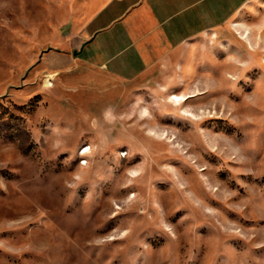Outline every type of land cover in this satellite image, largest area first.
Returning <instances> with one entry per match:
<instances>
[{"label": "rangeland", "instance_id": "374dc122", "mask_svg": "<svg viewBox=\"0 0 264 264\" xmlns=\"http://www.w3.org/2000/svg\"><path fill=\"white\" fill-rule=\"evenodd\" d=\"M89 2L0 0V264H264V0L135 80Z\"/></svg>", "mask_w": 264, "mask_h": 264}, {"label": "crops", "instance_id": "0c3cea01", "mask_svg": "<svg viewBox=\"0 0 264 264\" xmlns=\"http://www.w3.org/2000/svg\"><path fill=\"white\" fill-rule=\"evenodd\" d=\"M254 1L90 0L88 22L72 44L73 58L52 52L45 64L58 71L76 59L117 79L135 80L219 30Z\"/></svg>", "mask_w": 264, "mask_h": 264}, {"label": "bare ground", "instance_id": "6f19581e", "mask_svg": "<svg viewBox=\"0 0 264 264\" xmlns=\"http://www.w3.org/2000/svg\"><path fill=\"white\" fill-rule=\"evenodd\" d=\"M172 99H173L176 103H179V102H181L182 100H184L183 97H180V96H177V95H174V96L172 97ZM87 151H88V149L85 150L84 153H86Z\"/></svg>", "mask_w": 264, "mask_h": 264}]
</instances>
